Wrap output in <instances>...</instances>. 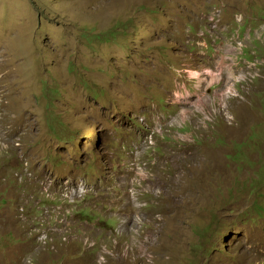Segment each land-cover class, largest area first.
<instances>
[{"label":"rangeland","instance_id":"374dc122","mask_svg":"<svg viewBox=\"0 0 264 264\" xmlns=\"http://www.w3.org/2000/svg\"><path fill=\"white\" fill-rule=\"evenodd\" d=\"M0 264H264V0H0Z\"/></svg>","mask_w":264,"mask_h":264},{"label":"built area","instance_id":"2783aa9c","mask_svg":"<svg viewBox=\"0 0 264 264\" xmlns=\"http://www.w3.org/2000/svg\"><path fill=\"white\" fill-rule=\"evenodd\" d=\"M214 18L218 19V15L215 14ZM47 184H48V182H47ZM84 187H85V185H84ZM80 189H81L80 187H72V188L64 189V191L62 192V197L60 198L61 204L59 205L58 209L61 210L64 207L65 203L67 202L70 204V206L73 207V210H74V208L76 207V203H77L76 202L77 201V194L80 192ZM92 190L93 189L91 187V189H89L86 192H80V194L78 196H80V197L82 196L81 199L83 200L86 198L88 193ZM55 232H57V231H55ZM43 238H45V240H46L47 234Z\"/></svg>","mask_w":264,"mask_h":264},{"label":"bare ground","instance_id":"6f19581e","mask_svg":"<svg viewBox=\"0 0 264 264\" xmlns=\"http://www.w3.org/2000/svg\"><path fill=\"white\" fill-rule=\"evenodd\" d=\"M197 41V40H196ZM245 47V46H244ZM251 47V46H250ZM253 47V46H252ZM250 50V49H249ZM249 52V51H248ZM253 54V53H252ZM250 56V55H249ZM246 57H248V55L246 56ZM251 58H252V56H250ZM253 57H254V55H253ZM255 60H256V58H255ZM246 62V61H245ZM247 64V63H246ZM249 64V63H248ZM197 72V71H196ZM196 72H195V75H196ZM193 74V73H192ZM199 75V74H198ZM252 75V74H251ZM245 76V75H244ZM249 76V75H248ZM255 77V76H254ZM263 77V76H262ZM245 78H246V76H245ZM240 79H242V76H241V78ZM254 79V78H253ZM190 81V80H189ZM200 81V80H199ZM194 83V82H193ZM199 83V82H198ZM202 83V82H201ZM246 83V82H245ZM255 84V83H254ZM199 86V85H198ZM202 86V85H201ZM239 87V86H238ZM251 87V86H250ZM196 88V87H195ZM201 89V88H200ZM235 90V88L233 87V88H231L230 90H229V92H233ZM237 90V89H236ZM240 90H242L241 88H240ZM231 94V93H230ZM235 94V93H234ZM231 98V97H230ZM233 99V98H232ZM101 156V155H100ZM104 162V161H103ZM25 165V164H24ZM115 166V165H114ZM24 167H26V165L24 166ZM26 171V170H25ZM27 172V171H26ZM110 172V171H109ZM111 173V172H110ZM105 174V173H104ZM106 175V174H105ZM33 178V177H32ZM102 178V177H101ZM106 180V179H105ZM98 182V181H97ZM81 186V185H80ZM116 187V186H115ZM84 190V189H83ZM85 191V190H84ZM83 191V192H84ZM78 201H80L79 199H78ZM77 202V201H76ZM80 202H82V201H80ZM89 203H91V202H89ZM81 205V204H80ZM68 207V206H67ZM66 207V208H67ZM85 207V206H84ZM83 207V208H84ZM87 207V206H86ZM71 208V207H70ZM76 208V207H75ZM67 213V212H66ZM70 214V213H69ZM99 217V216H98ZM69 220V219H68ZM46 222V221H45ZM82 222V221H81ZM44 223V222H43ZM111 223V222H110ZM39 224V223H38ZM104 224V223H103ZM107 224V223H106ZM112 224V223H111ZM41 225V224H40ZM42 226H43V224H42ZM109 226V225H108ZM113 226V225H112ZM98 228V227H97ZM105 228V227H104ZM41 229V228H40ZM100 229V228H99ZM115 229V228H114ZM113 229V230H114ZM52 230V229H51ZM50 230V231H51ZM106 230H108V229H106ZM111 230V229H110ZM49 231V230H48ZM78 231V230H77ZM104 231V230H103ZM101 232V231H100ZM110 232V231H109ZM53 233V232H52ZM116 233V232H115ZM40 234V233H39ZM110 234V233H109ZM37 235V234H36ZM102 235V234H101ZM116 235H117V233H116ZM76 236V235H75ZM36 238H37V236H35ZM109 237V236H108ZM77 238V237H76ZM94 240V239H93ZM119 240V239H118ZM118 240H117V242H118ZM122 240V239H121ZM103 241V240H102ZM101 241V242H102ZM116 243V242H115ZM120 243V242H119ZM98 244V243H97ZM120 245V244H119ZM92 247V246H91ZM102 247V246H101ZM109 251V250H108ZM107 252V251H106ZM97 257V256H96ZM98 258V257H97Z\"/></svg>","mask_w":264,"mask_h":264},{"label":"clouds","instance_id":"9594fccd","mask_svg":"<svg viewBox=\"0 0 264 264\" xmlns=\"http://www.w3.org/2000/svg\"><path fill=\"white\" fill-rule=\"evenodd\" d=\"M124 181H126V180H124ZM123 190H125V189H123ZM78 212V211H77ZM96 219H98V218H96ZM116 231H117V229H116Z\"/></svg>","mask_w":264,"mask_h":264}]
</instances>
